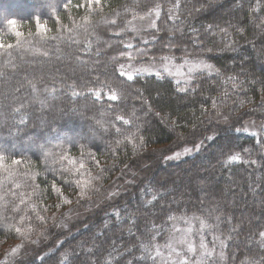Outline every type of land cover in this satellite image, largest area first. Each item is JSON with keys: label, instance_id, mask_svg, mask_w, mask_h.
Listing matches in <instances>:
<instances>
[{"label": "trees", "instance_id": "1", "mask_svg": "<svg viewBox=\"0 0 264 264\" xmlns=\"http://www.w3.org/2000/svg\"><path fill=\"white\" fill-rule=\"evenodd\" d=\"M192 2L188 4L189 9ZM68 3L69 0H0V43L12 46L0 48V72L4 73L0 76V149L6 150L2 153L4 155L26 161L19 166L15 177V182L22 187L16 190L14 184L11 185L13 191L24 194L26 203L19 205L16 197L9 196L8 210L0 212V261L7 260V264H57L65 252L73 253L75 249V255L83 258L88 255V249H93L96 251V255L91 256L93 264H104L105 260H110L112 264H127L128 260L132 264H152L151 260L137 259L142 255L138 245L143 239L144 220L136 215L131 194L135 191V185L146 175H157L161 180L168 178L167 172L154 168V161L161 156V152L172 157L174 153L185 147L192 148L194 143L199 144L203 140L199 151H193L177 161L161 157L159 164L166 168L169 164H180L187 160L188 163L172 170L175 184L180 185L198 173L211 178L206 183L215 185L214 192L209 195L205 188L202 194L193 195L191 188L181 187L174 194L176 203L170 196L155 208L150 205L146 207L150 211V218L164 229L172 227L168 215L195 214L207 218L213 225L212 231L204 232L209 246H212L215 234H226L233 225L242 222V231L238 229V232L232 233L236 239L225 249L231 253L226 264H239L246 250L239 242L247 240L250 233L264 225V150L259 143L262 138L259 135L253 137L248 132L234 131L235 128H242L246 121L259 123L264 120V108L260 107L264 71L259 67L264 65V42L260 35H254L259 30L251 22L247 3L243 4L242 9H236L233 0H204L202 11L192 12L191 15L186 11L181 16L184 23L165 19L166 11L157 21L158 28L165 24L172 27L174 23L182 28L183 46L189 51L213 48L212 52L205 53V58L226 74L238 73L242 69L252 73L246 77L245 92L239 94L245 100L250 97L252 103L245 108L232 104L231 111L223 109V114L229 117L227 123L222 116H216L211 103L223 87L230 86L217 87L220 82L214 74L197 82H203L202 89L187 93H177L176 80L172 78L160 81L155 75H142L135 83L129 82L131 87L119 90L123 92L122 99L109 101L108 89L104 85L111 83L116 87L114 81L120 78L114 69L118 65L104 67L107 56L95 55L99 46L96 37L104 33L102 39L109 40L115 48L123 47L120 41L129 35H114L116 28L103 24L100 17L112 18L114 14L111 9L114 8L122 13L118 23L130 19L131 15L124 14L121 7L129 0H108V5L100 14L90 13L85 6H76L85 5L86 0H71L72 6L66 8ZM50 4L54 7H49ZM13 19L17 21L15 28L8 24ZM37 20L46 26L45 31L40 30ZM209 23L228 28L231 36L225 38L223 33H219L209 35L200 44L193 43L191 29L203 33L204 26ZM230 25L243 28L244 32L241 34ZM16 31L22 35L16 36ZM156 35L167 39L166 31H156ZM181 36V33H176V38ZM140 37L136 40L130 37L134 48L147 47L150 53L161 54V48L147 33H142ZM145 39L149 40L147 45ZM228 39L236 43L232 48L222 50ZM86 40L93 45L91 51L84 50ZM162 49L167 52V48ZM172 51L180 54L177 48H172ZM104 52L117 54L107 47ZM66 55L68 61L63 65L60 60ZM77 56L87 61V67L75 62ZM180 62L177 60L175 63ZM29 81L36 84L35 91ZM70 86H75V90L84 95L72 96L73 88ZM88 87L101 89L102 98L96 100L87 92ZM158 88L166 97L163 111L155 103L161 99L156 91ZM9 89H12L11 93L7 92ZM144 98H147V104ZM231 98L235 99V96ZM109 105L112 107L109 108ZM149 107L154 111L150 112ZM17 108L20 112L15 111ZM202 109H208V113L210 111L216 118L211 119L208 113L202 115ZM157 111L161 116L167 114L169 120L175 119V125L161 123L160 117L155 115ZM117 112L126 118L135 113L133 119L140 126L139 136L144 140L142 145L137 141H125L114 152L109 148V144L119 138L114 128L104 131L111 123H115L117 128L135 130L132 123L124 125L116 120ZM21 116L24 117L23 124L19 123ZM62 124L66 125L63 129L60 127ZM177 134H183L185 139L178 141ZM189 134H194L191 139ZM207 136H213L215 142L220 140L221 150L212 149L214 143L205 139ZM224 142H227V146H224ZM133 144L138 145L135 150ZM40 145H44L45 149H41ZM57 145H63V149ZM48 149L51 155L46 156ZM62 150L70 159L78 162L77 167L81 161H86L89 169L96 161L82 153L94 152L100 166L107 171L105 185L110 190L115 186L119 194L106 201L94 198L91 201L80 200L77 204L79 188L75 181L87 178V175L82 177L66 171L72 166L67 160L58 162ZM246 150H250V159L256 160V164L244 163L243 160L225 164L229 153L238 152L249 159ZM212 151H215L214 156ZM198 153L211 158L202 163L198 161L193 168L190 157ZM107 165L112 167L109 169ZM149 169L152 171L149 172ZM3 179L5 174H0V180ZM55 188H60L72 203L63 204ZM12 201L19 205L21 211L12 210ZM116 212H120L122 218H118ZM38 216L44 217V220L38 219ZM12 225L26 230L29 238L24 239L16 233ZM193 226L198 227L195 221ZM130 227L131 232L128 231ZM177 227L185 225L179 222ZM252 237L247 247L258 243L259 236ZM193 239L198 241L199 236ZM157 242L162 243V237H157ZM21 243L24 252L15 257L9 256L10 249ZM128 249L132 250L131 253Z\"/></svg>", "mask_w": 264, "mask_h": 264}, {"label": "snow or ice", "instance_id": "2", "mask_svg": "<svg viewBox=\"0 0 264 264\" xmlns=\"http://www.w3.org/2000/svg\"><path fill=\"white\" fill-rule=\"evenodd\" d=\"M192 2V0H129V3L122 5L123 13L124 14H130L131 18L127 19L126 21H121L118 23V18L122 16L121 12H117L114 8L111 9L114 16L112 18L105 19L103 15H101L100 19L101 22L105 25H111L116 28V31L114 35L121 36V35H128L134 33L137 36H140L142 33H147L148 36H150L152 41H155L157 45H159V48H171L175 46L177 43H183L180 38H176V33L179 32L183 36L184 30L182 28H179L175 23L172 27H169L168 30H166V36L167 39H165V36H157L156 31H163L162 27L158 28L157 21L161 18L162 12L166 11L165 19H171L173 21H177V18L180 16V14L187 9L189 15L192 14V12L195 11H202L205 7L204 0H194L192 2V7L189 9L188 4ZM244 3H247L248 5V11H252V16L256 17V13H264V0H255L254 3H249V0H233V7L236 9H242V6ZM199 4L200 7L197 8L196 5ZM108 5V0H86L85 5H76L77 7L85 6L90 10L91 12H96L97 14L103 13L105 7ZM71 0H69V3L65 5L66 8L71 7ZM211 5H209L210 7ZM49 7H54L53 5H49ZM176 13L174 16L173 13ZM85 19H88V17H85ZM8 24L11 25L13 28L16 27L17 21L16 20H9ZM38 27L43 32L46 30V26L39 23V20H37ZM204 31L201 33L200 30L192 28V36L191 40L193 43L200 44L205 39L208 38L209 35H217L219 33H223L224 37H230L231 33L229 32L228 28H221L218 24L209 23L204 26ZM156 30V31H151ZM258 30L264 34V27H258ZM239 32L242 34L244 32L243 28L239 29ZM171 33V34H170ZM16 36H21L22 33L19 31H16ZM104 33H101L96 37L97 44L99 45L96 48L95 55L101 56L105 55L107 56V61L104 65L105 68L108 67V65H118L116 69H114V72H118L119 74V80L114 81L116 84V87L114 88L111 83L105 84L104 87L108 89L107 99L109 101H118L123 98V92L119 91L123 87H131V83H135L136 80L141 77L142 75L146 73H152V75L155 73L152 70V62L155 59V52L150 53L148 48H134L131 40H121L120 43L123 45L121 48H115V46L107 39H102ZM145 45L149 43L148 39L144 40ZM236 42L233 40H226L224 44V48L222 50H228L233 47V45ZM86 47L85 51H91L92 50V43L90 41H85ZM5 47H12L11 45H5L3 43H0V48ZM107 47L108 49H114L117 54L115 55H108V53L104 52V48ZM180 50L179 48H177ZM209 52L213 51V48L209 47L207 48ZM131 50V51H129ZM45 56H47V53H44ZM172 57L171 56H161L160 61L162 66L166 71H172L173 68H175V74L179 75L182 79L179 80L181 83V87L179 88V91L181 93H187L190 90L192 92H196L197 90L202 89L203 82L197 84V81L195 79H192L188 73L191 74H199L201 72H208L210 74H214L215 77L218 79L219 74L214 71V67L212 64H209L205 62L204 60H200L198 62L190 63L189 66L186 69V72L181 71L182 66L181 65H173L170 63ZM75 62L79 64L81 67H87V61L81 60L80 57H75ZM4 73L0 72V76H3ZM157 78V76L155 75ZM29 85L33 88V90H36V84L32 81L28 82ZM228 83L232 88H235L238 86V84L235 81H232L231 78H229ZM73 88L72 90V96H81L84 95L83 92H78L75 90V86H70ZM45 91H49L48 89H45ZM139 91V90H138ZM87 92L95 97L96 100H100L102 98V91L101 89H94L91 87L87 88ZM51 94V92L49 93ZM251 99V98H250ZM262 103L260 105L261 108H264V90H262V94L260 97ZM225 98H221L220 100L212 99L211 107L215 110L217 116H222L225 123L228 122L229 117L227 115L223 114V103ZM252 101V100H251ZM148 101L144 100V103L147 104ZM151 110V107L148 109ZM16 112H20V109L17 108L15 110ZM208 113V109H202V115ZM135 116V113L132 114V116H129L126 118L125 116L121 115L118 116V121H122L124 125H128L130 123L134 122L133 117ZM169 118V116L167 117ZM19 123H24V117L21 116V119ZM241 128H235L234 131H240ZM244 132H249L250 129L251 135L253 137L259 135L262 139L259 141L261 144V149L264 150V123L257 125L254 121H252L250 124H245V126L242 127ZM205 139L211 140L213 143H215V138L213 136H207ZM203 142H200L199 144H193L192 148L185 147L183 149V152H177L173 157H170V159H178L180 156L184 155L185 153H190L193 151H199L201 146L203 145ZM142 145V144H140ZM138 145H135L137 147ZM41 149H45L44 145H40ZM56 147L63 149V145H57ZM82 149H84V146H81ZM249 153V159H245L241 156L240 153H229L227 155V158L225 160V164H229L231 162H238L243 160L244 163H251L256 164V160L250 159V150H246ZM6 150L0 149V174H5V179L0 180V212H6L8 210V203L7 198L9 196L16 197L19 200V205H24L26 203L24 199L23 193H18L17 191H13L11 188V185L14 184V187L16 190H19L22 185L18 182H15V177L17 176V170L19 166L22 165V163H25L26 161H22V159L10 157L8 155H4L2 153H5ZM46 156L51 155V150H46ZM82 154L86 156H90V152H83ZM224 154L223 152L221 153ZM64 160L68 161V164L71 165V172H75L80 174L82 177V171L84 168V165L82 163L78 164L77 167V161L70 159L65 152L62 150L59 156V161L62 163ZM98 163L99 161L96 160ZM90 183V180L87 178L77 179L75 181L76 187L79 188V194L82 192V190H85ZM55 187V186H53ZM55 191L58 193V195L61 198V202L65 205H69L72 203V201L64 196L63 191H61L60 188H55ZM151 204V201L148 202ZM19 205L16 204L15 201H12V210L15 212L21 211ZM59 207V205H57ZM35 210V209H33ZM63 215V214H62ZM115 215L118 218L121 217L120 212H116ZM131 217V214H130ZM38 219L44 220V217L38 216ZM53 219H55L53 217ZM217 220L220 219V217H216ZM168 221L172 224V229L175 232L176 237L180 239L179 246H174L173 244H169L165 249H161L159 245H155L152 247H149L148 245L144 244L143 241H141L138 245L139 249L143 250V253L140 257L137 259L145 260L146 256L147 259L152 261V264H156L157 261H159V264H226L227 260L231 257L230 252H226L225 249H228L232 239V233L238 232V229H240V223L233 225L230 229V231L226 234H215L214 239L212 241V246H209V244L206 242L204 232L206 231H212L213 225L208 222V219L205 217H196V216H187V215H168ZM196 222L198 227L194 228L193 222ZM179 222H183L185 227H177V224ZM14 228L15 232L20 234L24 239H28V232L26 230H22L21 227H16L15 225L11 226ZM264 228V225L261 226ZM158 228L155 226L153 227V234L155 231H157ZM129 232H131V227L128 229ZM197 232L201 233L202 235H199V239L194 240V236H198ZM222 235L224 238H222ZM259 236L264 237V230L256 231L254 233H250V236ZM149 239H151L149 237ZM35 243V241H33ZM261 245H264V239H261L260 241ZM83 244L81 247L83 248ZM239 247V245H237ZM128 251L131 253V249H128ZM24 252V245L21 243L15 247H12L9 252V256L15 257L18 255H21ZM87 256L83 257L80 261V264H93L91 261V256L96 255V251H93V249L87 250ZM146 254V256H145ZM0 264H7V260L0 261ZM57 264H74L73 261V253L65 252L63 254V257L60 258L57 261ZM104 264H112L110 260H105ZM127 264H132L131 260L127 261Z\"/></svg>", "mask_w": 264, "mask_h": 264}, {"label": "clouds", "instance_id": "3", "mask_svg": "<svg viewBox=\"0 0 264 264\" xmlns=\"http://www.w3.org/2000/svg\"><path fill=\"white\" fill-rule=\"evenodd\" d=\"M255 0H249V3H254ZM187 11L184 10L180 16L177 18V21H181V16ZM250 16H252V11H249ZM173 15L175 16L176 13L174 12ZM252 24L256 29L258 27H264V15H258L256 17L252 16L251 19ZM181 23H184V21H181ZM230 27H236L235 25H230ZM169 27L167 25L162 26V30L166 31L168 30ZM239 27H236V31L239 32ZM205 29L203 28V31ZM171 34V33H170ZM254 35H260L262 42H264V34H262L260 31L259 33H254ZM183 36L180 37V40L183 41ZM167 48V52H164L163 49H161V54H155V59L152 62V70L157 76V79L160 81L165 80L167 77L174 76L175 73L172 71H166L164 67L161 64L160 58L161 56L167 55L171 56L172 59L170 61L171 64L175 65V62L177 60L181 61V66L182 68H186L189 66L190 63L193 62H198L200 60H204L205 62L212 64L209 62L208 59L205 58V53H210L207 48H202L200 51H189L188 48L183 46V43H177L175 46ZM172 48H179L180 49V54L177 55L172 51ZM233 51L235 50L234 48L232 49ZM214 67V71L219 74L218 81L220 83L217 84V87H221V85H228L229 78H231L232 81H235L238 86L235 88L230 87H223L222 91H219L214 97L215 100H220L221 98H225L224 103H223V109L231 111V105L232 104H238L240 108H245L251 105L252 101L250 97L245 100L242 98L239 94L245 92L246 88V77L252 75V73H248L247 70L242 69L241 72L234 73V74H226L224 71L221 70V68L216 67L214 64H212ZM261 68V71H264V65H259ZM147 75H152V73H146ZM192 79H195L197 82H199L201 79H204L205 77H211L212 74L208 72H201L199 74H191L188 73ZM171 83V81H169ZM213 83H217V81H213ZM199 84V83H197ZM176 85V92L179 93V88L181 87V83L179 80L175 81ZM164 87V86H162ZM157 94L160 95L161 99L159 101H155V103L161 108V111H163L166 97L164 92L160 91V89H156ZM204 93H201L203 95ZM235 96V99H232L231 97ZM145 101H147V98H144ZM109 108L112 106L109 105ZM154 111L152 108L150 110ZM125 116L122 113L117 112L115 114V119H117L118 116ZM155 115L157 117H160V121L163 124H167L169 126L175 125L176 121L175 119L169 120L168 115L165 114L161 116L160 112L157 111L155 112ZM208 115L211 117V119H215L216 116H212L211 112L209 111ZM224 121V119H223ZM225 122V121H224ZM251 121H246L245 124H250ZM264 123V120H261L257 125H260ZM134 125L135 130L132 129H123V128H117L115 123H111L109 127H106L104 129L105 132L109 131L110 128H114L116 133L119 135L118 139H115L109 144V148L114 152L117 147H120L124 144L125 141L132 143L133 141H137L139 144H143L144 140L142 137L139 136L140 132V126L135 123V121L132 123ZM66 125L62 124L60 127L63 129ZM231 128L228 129L230 132ZM175 131V129H173ZM223 131V130H221ZM243 129L241 128V132ZM169 137L171 133L168 134ZM194 134H189V139ZM177 139L183 140L185 139V136L183 134H177ZM200 142H203L201 140ZM135 145L133 144V148L135 150ZM224 146H227V142H224ZM222 148V142L220 140H217L213 145L212 149L215 150H221ZM166 151V150H165ZM91 155L88 156V158L92 159L93 161H96V156L94 152H90ZM212 156L215 155V151H212ZM163 158L165 160L171 161L169 156H166L161 152V156L158 157L154 161V168L159 169L161 172H167L168 178L161 180L159 176L157 175H151L148 176L146 175L143 179H141L136 185H135V191L131 194L133 197L131 203L132 205L136 208V215L140 216L144 220L143 224V233L142 237L143 239L141 241L144 242V244L148 245L149 247L159 245L161 249H165L169 244H173L174 246H179L180 244V239L176 237L174 230L171 228L164 229L160 224H157L155 221H153L150 218V211L146 206H151V208H155L157 204L160 201L167 200L170 196L173 197V203H176V199L174 194L176 192L180 191L181 187L184 188H191L192 194L197 195L201 191H203L205 188H207V192L209 195H211L214 190H215V185H211L206 183V181H210V177H202L198 173L193 175L190 179H187L185 182H183L180 185L175 184V179L172 176V170L175 168H180L183 164L188 163L187 160L180 162V164H169L166 168L162 167L159 164V159ZM210 156H206L203 153H198L196 156L190 157L192 161V167L195 168L197 166V162H203L204 160L210 159ZM84 165L82 175H87L88 179L90 180V183L88 187L85 190H82V192L79 194V199L76 201L77 204L80 203V200H88L91 201L94 198L99 201H106L111 199L113 196H117L119 193L115 189V186L112 187L110 190L107 185L104 183V179L107 176V171H105L104 167L100 166V161L95 163L92 169H89L87 167L86 161H81ZM109 169L112 167L111 165H107ZM66 171L71 173V168H66ZM149 172L152 171V169L148 170ZM189 171V170H185ZM125 183H131L130 181H126ZM123 188V186H121ZM151 201V204L148 202ZM145 213H149L148 215H145ZM193 216H196L193 214ZM199 217V216H196ZM166 223V221H165ZM158 228L157 231L153 234V227ZM260 230H264V228L261 227ZM258 230V231H260ZM197 235H202L201 233L197 232ZM254 236V235H253ZM149 237L151 239H149ZM157 237H162L163 242L158 243L157 242ZM252 236L248 237L247 240H241L239 243L241 246H244L246 250L244 251L243 258L240 260L239 264H264V245L260 244L261 239H264V237H259V241L257 244H253L251 247H247V245L251 242ZM232 239L235 240L236 237L232 235ZM142 254L143 250H142ZM146 256V254H145ZM82 258H78V255H75V249H73V261L74 264H80ZM145 261H149L147 259V256L145 258ZM156 264H159V261L156 262ZM179 264V262H177Z\"/></svg>", "mask_w": 264, "mask_h": 264}, {"label": "rangeland", "instance_id": "4", "mask_svg": "<svg viewBox=\"0 0 264 264\" xmlns=\"http://www.w3.org/2000/svg\"><path fill=\"white\" fill-rule=\"evenodd\" d=\"M129 35V37H127V38H125V40H131L132 38H130V37H134V40H136L137 38H139L140 36H137V35H135L134 33H132V34H128ZM140 38H142V37H140ZM257 55H258V57H259V54L257 53V52H255ZM64 57V58H63ZM62 57V60H60V62H61V64L63 63V65H65L66 63H67V55L66 56H63ZM56 58H58V59H61V57H59V56H56ZM175 65H181V62L180 63H175ZM68 66H71V65H68ZM65 70H66V72L68 71V69H66L65 68ZM69 70H70V68H69ZM175 68H173L172 69V72H174L175 73ZM181 71H184V72H186V68H182L181 69ZM144 75H147V74H144ZM154 75V74H153ZM169 78H172V79H174V80H181L182 78L179 76V75H174V76H171V77H169ZM19 89V88H18ZM8 93H11L12 92V89H9L8 91H7ZM256 124H258V123H256ZM244 126H245V124H244ZM251 131H252V129H250L249 130V134H251ZM178 152H183V150H181V151H178ZM177 153V152H176ZM191 153V152H190ZM190 153H185L184 155H182V156H180L178 159H180V158H182V157H184L185 155H189ZM175 155V153L172 155V157ZM178 159H173V161H177ZM201 194L203 193V191H201L200 192Z\"/></svg>", "mask_w": 264, "mask_h": 264}]
</instances>
